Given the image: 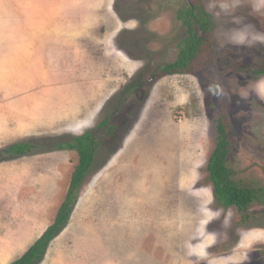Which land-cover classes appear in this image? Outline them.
Segmentation results:
<instances>
[{"label": "rangeland", "instance_id": "obj_1", "mask_svg": "<svg viewBox=\"0 0 264 264\" xmlns=\"http://www.w3.org/2000/svg\"><path fill=\"white\" fill-rule=\"evenodd\" d=\"M188 2L213 17L212 59L197 75L152 77L177 55L174 14ZM252 66L264 69V0H0V152L44 147L0 162V264L26 252L65 197L77 154L47 148L111 118L139 74L146 88L120 108L38 264H264V191L241 224L205 169L222 117L232 180L264 190V75Z\"/></svg>", "mask_w": 264, "mask_h": 264}, {"label": "trees", "instance_id": "obj_2", "mask_svg": "<svg viewBox=\"0 0 264 264\" xmlns=\"http://www.w3.org/2000/svg\"><path fill=\"white\" fill-rule=\"evenodd\" d=\"M176 17L177 21L186 27L187 32L181 42L176 45L178 52L175 59L172 62L158 65L150 72L157 78L182 74L197 75L209 65L210 59H212L214 51L211 44V32L214 28L212 15L203 10L202 6L197 5L190 11L178 10ZM243 70L245 72L250 71L252 75H264V69L259 66H252ZM147 71V68H144L142 72ZM141 78V74L136 75L121 89L118 95L120 108L124 106L125 101L132 96L135 90L146 88L147 84ZM120 108L115 111L111 118L104 119L80 136L73 137L66 142L53 144L47 148L48 151H75L78 161L70 174L65 197L56 211L52 224L43 231L19 259L10 264L40 263L50 242L67 226L77 201L78 188L91 169L99 146L106 144L114 137L123 121ZM228 130L229 127L223 118H219L215 126V147L207 160L205 169L208 180L212 183L213 198L216 203L225 209L235 208L240 214L239 222L244 224L250 219L247 216L248 207L259 199V194L264 190L232 180V172L226 165L229 157ZM42 149L44 147L34 141L13 144L0 152V162L33 155Z\"/></svg>", "mask_w": 264, "mask_h": 264}, {"label": "flooded vegetation", "instance_id": "obj_3", "mask_svg": "<svg viewBox=\"0 0 264 264\" xmlns=\"http://www.w3.org/2000/svg\"><path fill=\"white\" fill-rule=\"evenodd\" d=\"M197 5H200V3H183V7L181 8L182 10H186V11H190L191 10V8H194L195 6H197ZM200 6H202V5H200ZM203 7V6H202ZM180 10V9H179ZM203 10H205V8L203 7ZM206 11V10H205ZM177 12H178V10H176V12H175V14H174V19H176L177 17ZM207 12V11H206ZM177 20V19H176ZM178 22V21H177ZM213 23H214V20H213ZM179 26L182 28V29H184V35H183V38H184V36L186 35V32H187V29H186V27H183L182 25H181V23L179 22ZM182 38V39H183ZM177 51H178V49H177ZM151 76L152 77H155V75H152L151 74ZM151 77V78H152ZM142 80H143V78H141ZM152 80V79H151ZM150 82V81H149ZM147 84V83H146ZM127 101V100H126Z\"/></svg>", "mask_w": 264, "mask_h": 264}, {"label": "crops", "instance_id": "obj_4", "mask_svg": "<svg viewBox=\"0 0 264 264\" xmlns=\"http://www.w3.org/2000/svg\"><path fill=\"white\" fill-rule=\"evenodd\" d=\"M108 8H111V7H110L109 5H107V9H108ZM100 9H101L100 6H99V8L97 7V9H95V10L93 11V13H94V12H99ZM93 13H91V11H87V12H86V16H87V17H90V15H92ZM104 20H105V19H104ZM104 20H103V21H104ZM73 35H74V34H73ZM80 134H82V132L78 133L79 136H80ZM76 137H77V136H76ZM58 152H62V151H58ZM66 152H67V151H66ZM47 227H48V226H46L45 229H46ZM45 229H44V230H45ZM44 230H43V231H44ZM42 233H43V232H42ZM40 235H41V234H40ZM33 242H34V241H33ZM33 242H32V243H33ZM32 243H31V244H32Z\"/></svg>", "mask_w": 264, "mask_h": 264}, {"label": "clouds", "instance_id": "obj_5", "mask_svg": "<svg viewBox=\"0 0 264 264\" xmlns=\"http://www.w3.org/2000/svg\"><path fill=\"white\" fill-rule=\"evenodd\" d=\"M83 134V133H82Z\"/></svg>", "mask_w": 264, "mask_h": 264}]
</instances>
